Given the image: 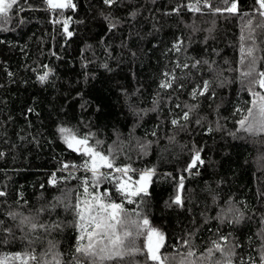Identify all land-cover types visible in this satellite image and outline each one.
I'll return each mask as SVG.
<instances>
[{"label":"trees","instance_id":"obj_1","mask_svg":"<svg viewBox=\"0 0 264 264\" xmlns=\"http://www.w3.org/2000/svg\"><path fill=\"white\" fill-rule=\"evenodd\" d=\"M195 2L117 0L109 7L103 0H73L75 9L54 11L44 0H19L10 11L0 28V191L7 194L0 197V221L13 228L16 239L0 244V254L34 251L51 259L45 255L51 242L61 264H76L73 206L77 197L84 198L82 181H90L91 173L61 171L63 164L87 159L64 143L58 129L65 127L90 134V142L100 141L106 154L113 149L116 166L136 169L133 180L155 169L149 194L133 204L113 183L105 181L95 191L108 190L113 201L163 231L167 247L162 251L172 255L191 248L196 264H223L220 253L208 259L207 249L227 236L233 264H261L264 136L239 130L237 122L251 107L249 89L264 94L239 71L241 30L249 18L254 25L262 18L255 0H239L241 15L213 13L202 5L201 12H193L188 5ZM210 2L226 6L222 0ZM69 18L71 37L55 23ZM181 41L176 51L173 45ZM255 47L257 71H264L259 28ZM195 61L201 63L192 67ZM45 72L42 83L38 77ZM171 76L172 88L162 89L161 82ZM205 81L207 92L193 98ZM189 109L185 121L182 114ZM141 145H147L146 152ZM196 151L204 163L186 170ZM70 172L75 179H65ZM53 173L55 186L49 184ZM181 176L183 206H177L172 201ZM10 213L18 214L17 220ZM24 216L48 231L33 233L27 226L21 231L16 225ZM136 261L152 264L145 256Z\"/></svg>","mask_w":264,"mask_h":264},{"label":"snow or ice","instance_id":"obj_2","mask_svg":"<svg viewBox=\"0 0 264 264\" xmlns=\"http://www.w3.org/2000/svg\"><path fill=\"white\" fill-rule=\"evenodd\" d=\"M44 2L49 10L75 9L73 0H44ZM116 2L117 0H103V3L109 7ZM222 2L226 5L225 7H213L210 0H196L195 4L188 5V7L193 12H201L202 5L203 8H207L213 13L241 15L239 0H222ZM18 3L19 0H0V19L7 23L10 11ZM255 4L258 5V15L262 19L254 25L252 19L249 18L241 30V43L239 46L241 69L239 71L243 79L252 78L249 80L251 85L264 89V71H257V57L255 55L257 51L255 47L256 29L264 30V0H255ZM174 11H178V9ZM133 15L135 14L133 13ZM69 20L70 18L62 22L56 20L55 23H62L63 31L68 37H71L73 33L68 30ZM115 26V24H112L110 28ZM245 31L247 35L244 34ZM249 41L252 43L249 44ZM180 43L182 41L173 45L176 51L180 50ZM200 63V61H195L192 67H196ZM204 63L207 64L208 62L204 61ZM177 67H181V65L178 64ZM182 67L187 68L188 65L184 64ZM48 75L49 73L45 72L38 79L43 83L47 80ZM164 75L168 77L170 74L164 73ZM174 80L175 76H171V79L162 81L160 87L162 89L172 88ZM208 86V81H205L199 93L193 91V98L197 94L204 95L208 90ZM249 90L252 92L253 100L251 107L247 109V114L237 122L239 130L252 136H264V94L253 91L251 88ZM190 111L191 109L182 114L183 120L187 121L190 118ZM171 123L178 125L179 121L173 119ZM58 131L69 149L81 154L83 157H87L81 165L63 164L61 171L68 170L71 167L73 169L81 168L91 173L90 181L88 178H84L82 181L84 198L77 197L73 206L78 218L77 226L79 230L75 247V252L79 254L76 258V264H137L136 258L140 256H145L146 260L151 261L152 264H196V261L192 259L196 256V253L191 248L185 253L167 254L162 251L167 247L165 233L153 227L146 216L138 211H127L123 202L117 203L111 199L112 194L108 190L103 193L95 191L105 181L113 183L116 193L128 204H133L135 203L134 198H142L149 194L148 186L155 169H146L139 173V179L133 180L130 173L136 172V169H133L130 165L116 166L113 149H108L106 154L100 150L102 148L100 141H96L95 145L90 142V134L80 136L73 129L65 127L59 128ZM140 147L142 151H147V145H141ZM203 163L200 152L196 151L186 170H191L197 164L202 165ZM102 168H107L110 171L103 172L101 171ZM113 172L119 175H113ZM75 178L70 172L65 179ZM57 183L56 174L53 173L49 184L55 186ZM90 188L93 191H89ZM183 188L184 178L181 176L177 194L172 201L177 206H183L181 194ZM5 195H7L5 192L0 191V197ZM9 215L13 221L17 220L18 214L10 213ZM3 224L4 222L0 221V233H6L7 235L0 236V244H7L9 241L16 239V236L12 227H3ZM25 226L33 233L38 229L48 231L47 225L34 222V218L29 216L22 217L16 225L21 231ZM141 238H143L142 243H140ZM20 239H27V235ZM219 239L224 243L213 240L212 247L207 249L208 259H211L214 253H220L224 257L223 264H233L232 257L235 252L225 247L228 237L221 236ZM182 243L188 245L189 242L185 240ZM54 248L55 245L50 242L49 253L45 255L51 254V259L39 257L34 251H24L0 254V264H61L59 254L53 251ZM216 264H221V261L217 260ZM261 264H264V255L261 256Z\"/></svg>","mask_w":264,"mask_h":264},{"label":"rangeland","instance_id":"obj_3","mask_svg":"<svg viewBox=\"0 0 264 264\" xmlns=\"http://www.w3.org/2000/svg\"><path fill=\"white\" fill-rule=\"evenodd\" d=\"M5 24H6V23H5L2 19H0V28H1V27H4Z\"/></svg>","mask_w":264,"mask_h":264}]
</instances>
